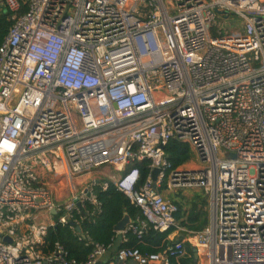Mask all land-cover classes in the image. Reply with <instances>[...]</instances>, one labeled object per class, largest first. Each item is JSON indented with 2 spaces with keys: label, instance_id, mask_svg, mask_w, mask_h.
Returning a JSON list of instances; mask_svg holds the SVG:
<instances>
[{
  "label": "built area",
  "instance_id": "2783aa9c",
  "mask_svg": "<svg viewBox=\"0 0 264 264\" xmlns=\"http://www.w3.org/2000/svg\"><path fill=\"white\" fill-rule=\"evenodd\" d=\"M2 15L0 264H77L59 243L40 253L54 223L35 214L76 232L100 211L93 183L60 206L41 176L72 184L103 166L142 216L123 242L181 236L158 252L122 248L114 264H264V0H0ZM230 16L241 27L223 35ZM170 140L199 163L172 168ZM143 161L142 181L131 165ZM164 183L203 189L210 225L179 226ZM78 239L92 246L83 264L111 247Z\"/></svg>",
  "mask_w": 264,
  "mask_h": 264
},
{
  "label": "trees",
  "instance_id": "16d2710c",
  "mask_svg": "<svg viewBox=\"0 0 264 264\" xmlns=\"http://www.w3.org/2000/svg\"><path fill=\"white\" fill-rule=\"evenodd\" d=\"M11 22L7 15L0 17V43L7 32ZM167 159L172 168L180 167L187 163L192 158V152L189 146L175 140H170L165 147ZM148 161L136 162L131 166L137 167L140 170L142 181L147 175ZM130 166V167H131ZM107 182V181H105ZM108 183L106 190H102L99 185L94 187L95 196L100 203L101 211L93 216L84 215L80 223L81 230L86 233L91 242L107 245L115 235L114 226L127 215L130 220L135 221L136 218H141V213L133 206L128 199L118 192L112 183ZM161 191V189H160ZM178 212L175 214L176 221L181 220L182 207L176 203ZM86 209L90 210V206L86 205ZM53 227L48 228L44 238V243L41 245L43 253L50 252L55 243L61 244L68 254V258L74 260L77 264L86 262L88 255L92 251V246H86V240H79L70 229L69 225L58 224L56 218ZM188 223L193 224V231H202L208 225L207 216L200 217L199 214H190L187 218ZM184 225V222H182ZM172 233L169 230L164 233L156 232L152 229L147 230L143 236L138 239L133 233L128 232L125 235L126 242L120 243L117 251L122 248H138L143 253H152L159 251L167 242V237Z\"/></svg>",
  "mask_w": 264,
  "mask_h": 264
},
{
  "label": "crops",
  "instance_id": "0c3cea01",
  "mask_svg": "<svg viewBox=\"0 0 264 264\" xmlns=\"http://www.w3.org/2000/svg\"><path fill=\"white\" fill-rule=\"evenodd\" d=\"M192 161V158H191V160L190 161H188L187 163L189 164L190 162ZM186 164V163H185ZM185 164H183V165H181V166H184ZM40 173H42L41 171H39ZM114 172V174L113 175H117V173L113 170V168H111V167H109V166H104L103 168H101V169H95L94 170V172L93 173H91L89 176H87V177H85L84 178V181H88V182H91V183H93V192H94V194H95V191H94V187L96 186V185H99L100 184V187H101V189L102 190H106V189H103V186H104V184H107V187H108V183L107 182H109V183H111L110 182V176H112V175H110V174H112V173ZM97 175V176H96ZM98 176H100V177H98ZM97 177V178H96ZM82 178V177H81ZM80 178V179H81ZM41 179H42V183L46 186V187H48L52 192H53V195H54V197H53V201L57 204V205H60V206H62L64 203H62V202H64V200H68V198H70V200H71V196H72V193H73V191H72V189H71V187L73 186L74 187V190H76V191H81L83 188H78L77 186H78V184H77V186H76V182H81V180L79 181V180H72V184H70V182L66 179V178H64V179H61V180H59V179H55V178H52V177H47V176H44L43 174H42V176H41ZM83 181V180H82ZM105 181H107V182H105ZM161 191L162 190H166V189H168V190H171V189H169L168 187H167V185L164 183L162 186H161ZM160 189H158V191L160 192ZM180 190H183V189H180ZM173 191H179V190H173ZM68 202V201H67ZM170 202H172L173 204H175V202L176 203H179L178 201H175V200H170ZM66 203V202H65ZM176 205V204H175ZM91 207V206H90ZM206 207H207V211H206V216H207V220H208V222H209V213H208V204H207V202H206ZM100 211H101V207H100ZM99 211V212H100ZM52 212V211H51ZM178 212V211H177ZM33 213V212H32ZM96 214V213H95ZM94 214V215H95ZM98 214V213H97ZM36 215V219H35V222L36 223H40V224H45V225H47V226H49V225H52L53 223H55L54 221H55V217L57 216L56 215V213L53 215L52 213L51 214H47L45 211H41V212H38V213H36L35 214ZM190 215V214H189ZM188 215V216H189ZM92 216V215H91ZM188 216L186 217V219L185 220H179V221H176L177 223H178V225L179 226H181L182 228H184V229H186V230H188V231H193L192 230V225L193 224H191V223H188V221H187V218H188ZM141 218H142V216H141ZM57 219V218H56ZM136 219H138V218H136ZM176 220V219H175ZM132 221V220H131ZM136 221V220H135ZM135 221H132V222H135ZM79 222L81 223L82 222V220L80 221L79 220ZM182 222H184V225H182ZM80 223H79V228H80V232L78 233V232H74V234L78 237V235L79 234H84V235H86V233H84L82 230H81V227H80ZM208 227V225L206 226V228ZM205 229V228H204ZM203 229V230H204ZM114 231V230H113ZM172 232H173V230H172ZM115 233V235L113 236V238L111 239V241H110V243H108V244H111V247L109 248L110 249V251H107L104 255H103V257H101V258H105V262L103 263L100 259L98 260V261H100L101 262V264H114L115 262H116V252H117V248H118V246L120 245V243H122L123 241H122V234L121 233H117V232H114ZM172 234V235H171ZM171 234H169L168 236H169V238H177V239H179L181 236H180V234L179 233H171ZM87 236V235H86ZM168 238V237H167ZM168 240H170V239H168ZM126 242V241H125ZM165 245V244H164ZM114 248V250H112ZM164 248V246L159 250V251H161L162 249ZM187 249H188V251H189V247L187 246ZM39 250H40V253L42 254V255H48L49 253H51V251L50 252H47V253H43L42 252V250H41V246L39 247ZM158 252V251H157ZM97 261V262H98ZM96 262V263H97ZM183 264H187V262H185V261H183L182 262ZM128 264H131V262H128Z\"/></svg>",
  "mask_w": 264,
  "mask_h": 264
},
{
  "label": "rangeland",
  "instance_id": "374dc122",
  "mask_svg": "<svg viewBox=\"0 0 264 264\" xmlns=\"http://www.w3.org/2000/svg\"><path fill=\"white\" fill-rule=\"evenodd\" d=\"M219 25L221 26L223 35L227 32L234 30V29L239 30L241 27L240 21L237 20L235 17H232V16L228 17L226 19V21H223V20L219 21ZM229 25L234 26V28L229 26ZM194 155L195 154L193 153L192 154V162L199 163L197 158H195ZM185 165H190V164L186 163ZM103 167H101V168H103ZM101 168H99V169H101ZM93 172H94V170L91 171L89 174L83 176L82 178L77 177L76 180H79L81 178L83 181L80 179L81 182H76V186L78 184L77 187L81 189L84 186H87L88 184H90L91 182L84 181V178L89 176ZM113 174H114V172L110 175H113ZM98 177H100V176H98ZM159 193L163 196V198L165 200H168V201L175 200V201L179 202L180 206L182 207L181 220H185L189 214H199L200 217L207 215L206 214L207 197H206V194L204 193L203 189H201V188H191V189L186 188V189L179 190V191H173V190L166 189V190L160 191ZM69 201H70V198H68V200L67 199L64 200V202H62V203H64L63 205H66L67 203H69ZM209 225H210V222H208V226ZM112 250H114V248ZM108 251H110V249ZM100 260L103 263L105 262V258H101Z\"/></svg>",
  "mask_w": 264,
  "mask_h": 264
},
{
  "label": "water",
  "instance_id": "95a60500",
  "mask_svg": "<svg viewBox=\"0 0 264 264\" xmlns=\"http://www.w3.org/2000/svg\"><path fill=\"white\" fill-rule=\"evenodd\" d=\"M230 157L234 158V155L231 154ZM157 174H158V170H153L152 172V181L155 183V180H156V177H157ZM153 188H156L155 185H153ZM53 215L55 214L54 211L51 212ZM132 224V221L129 219V217L127 215H124L123 218L114 226L113 230L114 232H117V233H122L125 231V229L127 228V226L131 225ZM75 231L76 232H80V228L79 227H76L75 228ZM1 237V236H0ZM3 242H7V243H10L11 240L9 238H3L2 239ZM192 252H194V250H192ZM96 264H101L100 261H98ZM131 264H135L134 262H131Z\"/></svg>",
  "mask_w": 264,
  "mask_h": 264
}]
</instances>
